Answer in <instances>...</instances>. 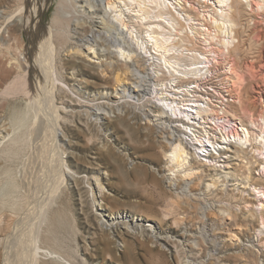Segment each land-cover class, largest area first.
Here are the masks:
<instances>
[{
	"label": "rangeland",
	"instance_id": "1",
	"mask_svg": "<svg viewBox=\"0 0 264 264\" xmlns=\"http://www.w3.org/2000/svg\"><path fill=\"white\" fill-rule=\"evenodd\" d=\"M58 1L47 0L42 7L39 18L45 25L52 23ZM191 1V12L198 18L202 13L212 26L207 8L218 16V1ZM29 3L0 0V239L6 241L0 249L7 243L14 247V264H264V8L233 0L232 42L228 45L217 23L212 35L220 60L211 113L224 109L249 127L251 135L241 129L246 140L221 143L207 152L209 157L190 145V162L177 168L162 156L183 137L159 126L157 120L165 117L161 109L153 107L149 95L142 99L141 88L148 80L139 82L133 71L136 65L146 72L141 58L121 59L112 50L93 66L77 63L68 68L75 59L68 52L73 31L54 36L53 73L60 80L51 101L60 107L61 137L54 141L50 125L52 134L44 132L39 140L43 151L31 164L30 132L36 121L21 85L29 64ZM79 20L87 26L81 35L90 34L95 21L83 15ZM228 35L232 39L233 33ZM13 81L12 91H4ZM222 94L230 95L227 102ZM45 207L47 221L41 217ZM119 211L129 212L134 220L118 224L108 219L107 213ZM121 232L127 235L119 236ZM20 244L28 260L17 256Z\"/></svg>",
	"mask_w": 264,
	"mask_h": 264
},
{
	"label": "bare ground",
	"instance_id": "2",
	"mask_svg": "<svg viewBox=\"0 0 264 264\" xmlns=\"http://www.w3.org/2000/svg\"><path fill=\"white\" fill-rule=\"evenodd\" d=\"M46 1L47 0H32V1L30 0L29 8H27V10H26L27 11V19L25 20L26 27L30 28V30H31V33H30L31 35L29 34L30 35L29 40L31 42H30V45L28 44L29 46H28L27 51H26V60L29 63L28 64V71L25 75L22 76L24 82L21 85H23L22 86L23 89L27 92V94L29 95V97L31 99L32 108H33V112L35 115V121H36L35 125L32 127L31 132H30V134L32 135L31 137H33V140H34V144H33L34 151L31 155V159H29L31 164H34V162L37 160V158H39L41 151H43V148L41 147L42 144L39 145V140L44 138L43 137L44 132L46 133V131H48V128L50 125H51L50 127L53 128L52 132L54 133V135H52V137H53L54 141L58 142L60 140V137H61L60 136L61 134L59 133V127H58L59 118H60V115L58 113V109L60 107L54 105V102L51 101V98H52V100L54 98L53 92L55 89V83L57 80L58 81L60 80L58 75L53 73V68L55 69V67H54V65H55L54 64V52H55L54 36H55V34L58 37H62V36H66L67 33L68 34L72 33V31H73V34H74L73 40L74 41L72 40L73 45L69 48L68 52H69L70 56L72 58H75V59L69 61L68 68H69V66H71V67L78 66V64H80V63L84 64L85 66L90 65L92 63V66H93L94 65L93 63H95V62L99 63L101 61L100 55H103V53H106V52H109L112 50H115L117 52L118 56L121 57V59H126V60L128 59L129 61H132L135 58L140 59L143 51L147 52L145 45H147V47H148L149 39L137 38V34L140 32V28L138 27V30H139V32H138L137 28L135 26H133V24L135 23L134 22L135 20L139 21V19H143L144 17H148L149 15H151L153 13L152 10L150 8H148V4L149 3L153 4L154 11H156L157 16L161 20L166 19L167 21H169L172 27H175L177 25L178 18L175 15V13L172 11L171 7H174L175 9H179V7L181 5V0H133V2L135 4H138V7H136V11H137L136 14H134L133 16L132 15L130 16L128 14V10L131 7L130 3L128 4L129 0H59L57 8L54 11L55 12L54 17H52L53 18L51 21L52 23L49 25H45L40 20L39 17L41 15L42 7L44 5H46ZM217 1L220 5V8H221L220 10H222V12H221V11H219V9L217 10V8H219V7H217V8L213 7L217 11L221 12L218 16L213 17L214 21L217 23L216 24L217 28L219 29L220 32L225 33V31H227L228 34L233 33L232 38H234L235 37L234 36V34H235V31H234L235 30L234 29L235 23L230 16L231 11H232L231 8L233 7L232 6L233 0H217ZM240 1L246 2L247 6L251 9L254 8V5L258 9H259V7L264 8V0H256V3H255V0H240ZM206 3H207V1H206ZM211 4H212V2H211ZM216 4L212 5V6H216ZM248 7H246V8H248ZM87 8L89 9L88 11H86ZM93 9L95 11V14L98 12L100 14L99 15H95V14L92 15L90 13V11ZM210 9H211V7H210ZM81 15L88 16L89 18H91L92 20L95 21V23L92 25V29H90V30H92V32L88 35L84 34L82 36L80 33L84 28H87V26L79 25L80 23H82L81 20H79ZM209 16H210V14H209ZM206 18H207V14H206ZM162 24H164V23L162 22L161 24H158V26L160 28L161 27L164 28V26ZM198 24L199 23L196 24V27H198ZM58 25H59V27H57ZM60 25H61V27H60ZM77 32H79L80 38L77 36ZM164 34H168V32L166 31V26H165V29L160 30V31L153 30V37L155 39L153 42L152 49L154 48L158 53L153 52L152 49H150V55L152 58L153 57H160V58L165 57V62L169 66L174 67V64L178 66L179 65L178 59H176V58L167 59L166 58V56L169 54V50L172 48V46L169 45L168 38H165ZM224 35H222V36H224ZM159 36H162V37H159ZM159 39H162V40L165 39L166 42L159 41ZM222 41H221V43H222ZM81 42H83V43H81ZM84 43H87V44H84ZM81 44L85 45V46H81ZM97 44H99V47H96ZM228 45H229V42H228ZM109 48H110V50H109ZM137 48H139V50ZM218 48H221V47H218ZM223 48H222V50H223ZM224 52H225V50H224ZM159 53H161V54H159ZM234 64H231L232 68L235 66ZM133 69H134L133 71H135V74H136L135 76L138 79L142 80L139 82H143V81H145V79L148 80V83H146L147 85L144 88H141V90H142L141 96L143 97L142 99H145L146 96L149 95L147 97L149 99V97L151 95H153L156 91L157 83H156V80L154 79V76H156V74H158V71L156 70V68L154 66H151L150 69H146V72H142L140 69H138L136 67V65L133 67ZM236 69L234 70V72L233 71L232 72L235 73ZM236 74H237V72H236ZM236 74H234V75H236ZM13 83H14V81L11 82L7 87L5 86L6 89L4 91H10L11 88H14V87H12ZM77 83L78 84L81 83V80H77ZM89 93L90 92H87L86 94L89 96H87V95L86 96L92 97ZM43 94H44V96H43ZM166 96H167V94L165 95V92H163L162 94H160L158 96V98L163 105H167L169 107V109L172 110L173 113H176L178 105L175 102H172V100H169L168 98H166ZM45 97L48 100H46ZM38 98H41L40 102L38 101ZM196 108H198V111L204 109L203 107L198 106V105H196ZM229 110H230V108H229ZM105 113H106V111H104V110L101 111V114H105ZM97 114H99V111H97ZM228 114H226V115H228ZM234 119H236V117ZM263 120H264V116H263ZM23 121H26V120H22V122ZM48 123H50V124L48 125ZM160 124L161 123L159 122V125ZM243 129H244V132H246L247 134H250V131H249L250 128L249 127L243 125ZM50 130H52V129L50 128L49 131ZM169 131H170V129H169ZM244 132H242V133H244ZM49 134H52V133L49 132ZM49 134H47V135H49ZM171 135H172V133H171ZM175 135H174V137H175ZM237 137L240 141L243 139L246 140V137L242 139V137H243L242 134H241V136L238 135ZM248 137H247V139H248ZM45 138H46V135H45ZM46 139H45V141H46ZM191 139L192 140H194V139L199 140L200 144H199L198 148L200 150H208V147L210 144H212L214 146L216 145V143L215 142L213 143L212 140H210V139L208 141H204L200 137L198 138V136L195 133H194L193 137H191ZM262 139L264 140L263 137H262ZM45 141H43V142H45ZM224 142H225V140H224ZM248 142H250V141H248ZM172 143H173V141H172ZM189 147H190V145L188 146L187 143L183 139L180 140V138H179L178 141L175 140V143L173 144V146L169 150L164 152V156H162V157H164V159L168 160L172 164H176L177 168H181L190 162V160H189L190 159L189 158V155H190ZM196 154H198V153H196ZM48 155H50V153ZM203 160H204V158H203ZM30 162L25 165L26 169L31 166ZM35 163H37V162H35ZM60 163L65 164V159L60 158ZM26 171H28V170H26ZM26 171H25V174H26ZM28 208H30V207H28ZM40 209H42V207ZM45 209H46V207L44 208V210L41 214V217L44 221H47L46 219L48 217L47 216L48 213L46 211L47 209L46 210ZM38 215H40V214H38ZM106 215L108 216V219L110 221H112L113 223H118V224H122L128 218H130L129 219L130 221L132 219L131 214H129V212H127V211H119L116 215H110L109 216L108 213ZM43 220L41 221V224L44 222ZM133 220L134 219H132V221ZM38 221H39V219H38ZM16 224L14 226L18 227L19 223H16ZM39 224H40V222H39ZM13 227H10V229L11 228L13 229ZM14 230H15V228H14ZM159 231L162 232V229L160 228ZM38 235H39V232H38ZM38 235H37V237H38ZM126 235H127L126 232H121L119 234V236H126ZM32 236H36V235L32 234ZM4 237L7 238L6 236H4ZM13 238L14 237H12L11 239H13ZM33 238H35V237H33ZM33 238L31 237L30 239H33ZM161 238H163V236H161ZM35 239H34V241H35ZM26 240H28V239H26ZM0 242L2 244L3 243L5 244L6 241L2 242V239H0ZM28 243H30V241ZM7 244L8 245H5V246L2 245L3 247L0 249V264H14L15 263V262L13 263V260L16 256V255L13 256L14 252L12 253V247L13 246L10 247L9 243H7ZM21 244L23 245L25 243L21 242ZM37 244H36V246H37ZM22 245H21V249L24 246V245L23 246ZM30 245H29V248L31 247L33 249L32 245L31 246ZM33 245H35L34 242H33ZM25 248L28 250L27 247H25ZM15 249L19 250L20 248L18 247V249L17 248H15ZM19 251H21V252L17 256L18 257L20 256L19 258L25 259L27 256V254H26L27 251H25L24 247L22 250H19ZM31 251L32 250L30 249V252ZM16 253L18 254V252H16ZM33 254L34 255H32V256L35 257V253H33ZM19 258H18V260H19ZM28 259H25V260H28ZM25 260L23 261V263H25ZM34 263L36 264L37 262H34Z\"/></svg>",
	"mask_w": 264,
	"mask_h": 264
},
{
	"label": "built area",
	"instance_id": "3",
	"mask_svg": "<svg viewBox=\"0 0 264 264\" xmlns=\"http://www.w3.org/2000/svg\"><path fill=\"white\" fill-rule=\"evenodd\" d=\"M129 3L131 7L128 14L133 16L137 12L138 4H135L133 0H129ZM148 8L153 13L134 22L140 28L137 38L149 39L148 47L145 45L147 52L143 51L141 56L142 62L146 69L154 66L158 71V74L154 76L157 83L156 91L149 97L153 107L160 108L165 116L161 120H157V124L159 125L160 122V125L167 126L171 132L183 137L182 139L188 145H195L197 148L200 142L191 139L194 133L204 141L210 139L213 143L215 142L216 145L210 144L208 150H200L206 153V157L210 156L207 152L213 148H219V144L224 143V140L225 142L239 141L237 136H241V129L244 132L243 125L226 115L224 109L220 110L219 113H211L210 96L214 88V73H216V65L219 63L220 57L213 50L212 35L216 28V22L210 9L206 7L212 24L215 23L212 26L205 23L202 13L201 17L198 18L191 12L193 9L191 0H181L179 9L171 7L178 18L177 25L172 27L169 21L161 20L157 16L153 4L149 3ZM162 22L164 28L158 26ZM197 23H199L198 27H196ZM165 26L168 34H164V36L168 38V43L172 46L166 58L178 59V66L175 64L174 67L169 66L165 62V57L152 58L150 55V49H152L155 39L153 30L160 31L165 29ZM225 33L227 43L232 42L231 35H228L227 31ZM159 41L166 42L165 39H159ZM137 49L139 50V48ZM152 51L158 53L154 48ZM163 92L165 95L167 94L166 98L178 105L176 113H173L167 105H163L159 100L158 96ZM222 96L226 97V102L230 98L229 94H222ZM196 105L204 109L198 111ZM236 131L237 133H234ZM221 135L222 137L224 135V140H218Z\"/></svg>",
	"mask_w": 264,
	"mask_h": 264
}]
</instances>
